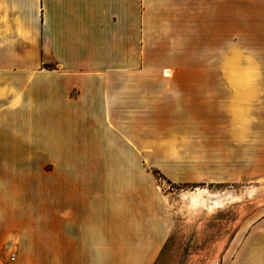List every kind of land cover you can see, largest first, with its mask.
Returning a JSON list of instances; mask_svg holds the SVG:
<instances>
[{"label": "crops", "instance_id": "crops-1", "mask_svg": "<svg viewBox=\"0 0 264 264\" xmlns=\"http://www.w3.org/2000/svg\"><path fill=\"white\" fill-rule=\"evenodd\" d=\"M184 87L192 136L206 152L207 196L220 203L208 219L233 207L244 238L229 264H264V0H0V152L14 146L7 136L21 138L22 153L39 150V136L52 145L65 137L66 154L85 153L87 142L118 151L129 121L166 113ZM85 162L62 165L93 166ZM54 184L0 205V264L27 224L10 227L8 215L66 226V191ZM227 185L240 188L216 195Z\"/></svg>", "mask_w": 264, "mask_h": 264}, {"label": "rangeland", "instance_id": "rangeland-1", "mask_svg": "<svg viewBox=\"0 0 264 264\" xmlns=\"http://www.w3.org/2000/svg\"><path fill=\"white\" fill-rule=\"evenodd\" d=\"M189 91L182 88L181 102L166 113L153 109L134 126L129 121L116 139L118 151H98L87 142L80 145L85 153L66 154L65 137L54 136L52 145L39 136V150L22 153L21 138L7 136L14 146L0 152L2 207L36 199L51 188L53 177H66V184H54L56 191H66V226L51 225L47 217H5L10 227L21 218L27 223L3 248L7 264L11 253L16 264H229L244 238V231L236 230L244 217L229 207L208 219V208L220 203L207 196L206 152L192 136ZM51 147L54 153L43 149ZM66 159L93 166L66 167ZM232 186L215 189L216 195L240 188ZM199 190L210 207H193L191 196ZM223 223L234 229L222 230Z\"/></svg>", "mask_w": 264, "mask_h": 264}, {"label": "bare ground", "instance_id": "bare-ground-1", "mask_svg": "<svg viewBox=\"0 0 264 264\" xmlns=\"http://www.w3.org/2000/svg\"><path fill=\"white\" fill-rule=\"evenodd\" d=\"M193 207H203L206 206L210 207L211 202L208 200V198H205L204 191L199 190L196 194L191 196Z\"/></svg>", "mask_w": 264, "mask_h": 264}, {"label": "built area", "instance_id": "built-area-1", "mask_svg": "<svg viewBox=\"0 0 264 264\" xmlns=\"http://www.w3.org/2000/svg\"><path fill=\"white\" fill-rule=\"evenodd\" d=\"M16 253L10 254V264H16Z\"/></svg>", "mask_w": 264, "mask_h": 264}]
</instances>
